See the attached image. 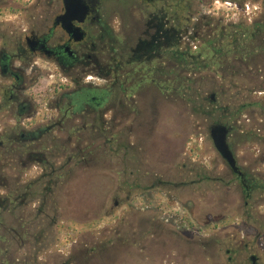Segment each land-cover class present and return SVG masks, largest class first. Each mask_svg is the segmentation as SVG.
I'll return each mask as SVG.
<instances>
[{
	"label": "rangeland",
	"instance_id": "obj_1",
	"mask_svg": "<svg viewBox=\"0 0 264 264\" xmlns=\"http://www.w3.org/2000/svg\"><path fill=\"white\" fill-rule=\"evenodd\" d=\"M20 2L28 7L32 0ZM199 3L204 23L222 19L233 26H252L264 8L261 0L218 4L217 10L206 0ZM248 62L224 65L223 72L233 67L237 74L231 80L209 69L202 72L213 78L214 87L201 107L173 100L152 82L127 96L116 89L104 99V129L86 122L83 111L72 118L77 156L71 163L70 150L40 141L24 145L15 126L19 108L0 94V138H15L0 146V205H6L0 210L5 224L0 264H24L25 259L30 264H250V256L264 264V142L241 139L242 128L264 129V80L245 75ZM253 63L263 67L264 58ZM50 68L44 61L41 71L24 81L35 107L32 123L21 118L29 130L43 124L63 93L74 90ZM5 82L0 80V88ZM234 82L242 88L231 89ZM238 92L249 106L239 122H232L229 142L248 178L261 185L250 197L210 136L216 121L228 123L221 110ZM213 94L216 116L207 113L214 109ZM120 101L129 113L117 115ZM89 138L97 141L90 144ZM79 148L91 154L81 157ZM31 151L44 153L37 156L44 165L28 161ZM23 192L29 193L18 199L22 204L4 203L11 193ZM47 213L50 218L42 220ZM241 250L245 257L239 261Z\"/></svg>",
	"mask_w": 264,
	"mask_h": 264
},
{
	"label": "flooded vegetation",
	"instance_id": "obj_2",
	"mask_svg": "<svg viewBox=\"0 0 264 264\" xmlns=\"http://www.w3.org/2000/svg\"><path fill=\"white\" fill-rule=\"evenodd\" d=\"M233 2L236 4V0L224 3L206 0L213 10L219 8L218 4L223 6ZM261 2L264 6V0ZM200 6L199 0H32L27 7L20 0H0V80L8 81L2 84L0 94L11 98L19 108L15 126L20 129L24 145L40 141L46 145L54 144L57 149L70 150L68 161L71 163L77 156L74 138L70 135L75 129L72 120L75 114L85 112L89 119L86 122L94 128L104 129L107 120L102 106L106 95L110 96L118 89L122 96H127L145 82L157 84L159 90L165 92L164 85L157 81L171 78L170 50L173 45L218 48L233 43L232 22L222 24V19H212L204 23ZM260 16L262 18L256 19L252 26L244 23L247 30L243 36L245 51L240 55L244 61L249 60L245 75L264 80V64L262 67L253 63L257 57L264 58V8ZM115 18H118L116 25L113 23ZM79 34L83 38L76 40ZM235 57L230 51H216L213 71L221 80H231L237 75L233 67L229 72H223L224 65ZM44 61L50 65L53 74L70 81L74 90L63 93V104L58 102L46 114L42 125L34 124L36 126L29 130L21 118L33 122L30 118L34 114V100L28 98L24 81L27 76H36ZM95 78L106 84H97ZM212 96L214 101L215 95ZM124 108L120 101L117 115L125 113ZM13 139L9 137L7 142L11 144ZM86 140L94 144L97 138ZM7 142L0 138V146ZM86 153L91 154L86 148H79V156L84 157ZM43 155V152L31 151L27 153V159L42 166L44 162L37 156ZM240 170L242 174L231 171L239 178L245 192L250 179L241 167ZM53 176L55 174H51ZM52 182L53 179L48 183ZM49 218L47 213L42 220ZM244 257L241 250L236 259L242 261ZM248 259L250 264H258L256 256ZM24 261V264H30L27 259Z\"/></svg>",
	"mask_w": 264,
	"mask_h": 264
},
{
	"label": "trees",
	"instance_id": "obj_3",
	"mask_svg": "<svg viewBox=\"0 0 264 264\" xmlns=\"http://www.w3.org/2000/svg\"><path fill=\"white\" fill-rule=\"evenodd\" d=\"M245 30L246 28L244 24H235L234 41L233 43H228V45L224 47L219 46L218 48H212L209 45H205L203 47L197 48L196 50H192V48H182L179 47V45H173L170 50L171 78L168 81H157V83L160 85H164L165 92H168L170 98L176 100L177 102H185L188 104L192 103L195 105L199 104L200 107L204 106L206 101L208 100L206 98V94L210 89L214 87V85H212L214 81L212 80V77L210 78V76L202 75V72L208 69L210 71H213V60L216 51L219 53H225L227 51L233 52L236 55L235 59L233 60L236 64L241 60H244L243 56H241L240 54L245 51V38L243 37L247 31ZM234 86L242 88L239 82L232 83L231 89ZM240 92L237 93V97L239 98V100L235 97L233 103L229 104V106L223 107V109L221 110L224 111V115H227L228 117L227 125L230 127L231 132L235 129V127H233L232 125V122H239L245 115V110L249 106L242 100L244 99V96L243 98H240L242 97L240 96ZM210 102L214 109H212V111L210 109L209 111L207 110V113L216 116V113L218 111L216 102L212 100V97ZM263 131L264 129H262L261 127H257L256 129L242 128L241 139L246 140L247 142L261 144L264 142ZM248 183L249 184L247 186V189L245 190V195L249 194L248 197H250L252 190H254L256 187H259L260 183L251 179ZM27 196H25V192L21 193L20 195L11 193L10 196L5 197L4 203L7 205L16 203L22 204V202H19L18 199L20 197L24 199ZM5 207L6 205L4 207L0 205V210H2V208L4 209ZM39 210L42 213L44 212L43 207H40ZM3 225L5 224L3 222L2 216L0 215V229Z\"/></svg>",
	"mask_w": 264,
	"mask_h": 264
},
{
	"label": "water",
	"instance_id": "obj_4",
	"mask_svg": "<svg viewBox=\"0 0 264 264\" xmlns=\"http://www.w3.org/2000/svg\"><path fill=\"white\" fill-rule=\"evenodd\" d=\"M82 38L83 35L81 34L76 36V40H81ZM230 132V127L222 122H216L210 128V136L221 157L225 160L226 164L233 172L242 174L238 165L236 154L229 142Z\"/></svg>",
	"mask_w": 264,
	"mask_h": 264
}]
</instances>
